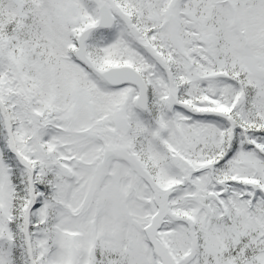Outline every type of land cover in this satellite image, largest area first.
Masks as SVG:
<instances>
[{
	"label": "snow or ice",
	"instance_id": "1",
	"mask_svg": "<svg viewBox=\"0 0 264 264\" xmlns=\"http://www.w3.org/2000/svg\"><path fill=\"white\" fill-rule=\"evenodd\" d=\"M0 264H264V0H0Z\"/></svg>",
	"mask_w": 264,
	"mask_h": 264
}]
</instances>
